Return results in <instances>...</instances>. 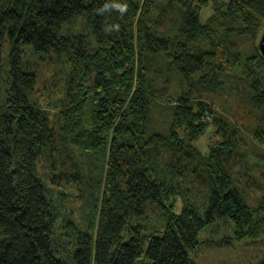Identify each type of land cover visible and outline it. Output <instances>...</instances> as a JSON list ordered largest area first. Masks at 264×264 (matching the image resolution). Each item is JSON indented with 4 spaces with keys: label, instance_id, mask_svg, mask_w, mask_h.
I'll use <instances>...</instances> for the list:
<instances>
[{
    "label": "trees",
    "instance_id": "16d2710c",
    "mask_svg": "<svg viewBox=\"0 0 264 264\" xmlns=\"http://www.w3.org/2000/svg\"><path fill=\"white\" fill-rule=\"evenodd\" d=\"M189 2L168 0V7L181 17L178 32L170 38L156 28L149 4L138 18L134 5H124L120 24L115 19L121 9L113 0L110 6L107 0H0V70L8 76L4 97L0 90V264H69L56 251L58 210L45 196L36 165L56 129L49 124V113L31 98L36 78L24 61L29 52L66 59L65 100L56 104L63 120L59 130L84 149L101 151L107 162L103 201L93 215L97 228L85 232L65 222L72 229L71 258L76 264H192L198 232L224 220L233 225L236 240L264 233V196L250 205L233 186L231 162L239 145L226 132V124L216 119L224 132L222 146L205 158L199 156L200 161L173 128L167 138L162 135L158 116H172L175 125L200 131L205 103L189 91L164 96L169 80L176 74L179 82L192 79L213 92L219 72L242 64L240 70L253 69L255 57L264 66L260 50L242 58L230 40L233 33H262L264 0H232L228 10L218 14L219 33L213 21L200 23ZM176 4L185 9H176ZM79 15L88 23L89 36L84 30L75 39L60 33L61 26ZM230 21L240 24H224ZM256 75L250 70L247 76L253 82L247 86L264 105V74ZM85 110L91 130H82ZM190 173L210 190L207 204L201 212L188 203L174 213L178 189L189 193L183 178ZM153 202L163 210L164 230L142 234V226H130L133 233L127 238L128 220Z\"/></svg>",
    "mask_w": 264,
    "mask_h": 264
},
{
    "label": "rangeland",
    "instance_id": "374dc122",
    "mask_svg": "<svg viewBox=\"0 0 264 264\" xmlns=\"http://www.w3.org/2000/svg\"><path fill=\"white\" fill-rule=\"evenodd\" d=\"M111 1L107 0L109 6ZM113 1L116 8L120 9L124 5H134L136 18L142 15L144 5L149 4L146 6L150 9L148 15H153L154 22L159 24L156 26L157 29L170 38L178 32L180 13L168 7V0ZM231 1L190 0L189 4L197 9L200 23L213 21L212 24L219 33L221 29L217 24L219 15L228 10ZM175 8L180 9L181 4L180 6L176 4ZM122 13L123 11L119 10V15L115 19L120 24L123 23ZM211 17L214 18L211 19ZM224 24L238 27L240 23L230 21ZM83 30L88 36L90 35L88 23L79 15L70 19L67 25L61 26L60 33L75 39L76 34L80 35ZM208 30L211 32L212 28ZM260 34L242 37L233 33L230 40L234 42L237 52H241L240 56L248 58L252 56V52L259 51ZM176 41L178 42L179 39ZM24 61L28 70L34 73L36 78L34 89L30 92L31 98L37 99L35 104L40 102V105L44 107H41L43 111L49 113V124L56 129L52 144L41 148L40 156L36 161L38 173L42 176L45 185V196L48 197L51 206L58 210L53 240L57 242L58 256L69 264H76L71 258L75 247L72 229L66 228L65 222H73L72 226L81 228L85 232H90L91 229L93 232V227L97 228L98 220L94 219L93 215L98 213L106 189V158H102L101 151L93 152L84 149L80 144L73 142L65 131L59 130L63 120L59 116L60 112L56 104L60 105L61 101L65 100L64 85L67 78L65 75L69 70L66 59L63 56L57 57L54 53L39 57L29 52ZM251 61L254 62L251 63L253 69L240 70L245 67L242 64L234 70L219 72L217 74L219 84L217 90L213 92L201 88L192 79L179 82L176 74L170 75L173 77L166 86L164 96L172 94L176 97L180 92L189 91L186 93H191V96L205 103L207 110L204 111L199 122L204 126L202 130L192 132L185 124L175 125L176 120L172 116L163 114L158 116L162 117V135L167 138L171 135L173 128L172 132L180 137L179 140L182 141L183 146L187 150L190 149L189 152L192 150L191 154L197 155L200 161H202L200 157L205 158L211 151L222 146L224 132L215 124L216 119L226 124V132L232 133V139L239 145L231 162L235 178L233 186L243 192L250 205H255L258 198L261 200L264 196V137L255 136L256 132L264 134V105L255 101L252 91L247 86L253 81L247 75L250 74V70L257 72V77L264 74V66L256 57ZM7 77V71L0 70V90L3 97L6 95ZM85 114L82 130H91L92 120L89 119L86 110ZM73 177H76V180ZM183 180L189 193L184 189H178L180 192L173 199V212L180 213L188 203L201 212L207 204L210 190L196 179L194 173H190ZM162 214L163 210L159 204L147 203L140 216L133 215L128 220L126 225L128 229L124 230V234L126 237L129 233L132 234L131 227L136 225L142 226L143 229L140 230L142 234L163 231L166 225H164ZM198 240V249L191 254L192 264H264V233L257 238L247 239L246 237L236 240L233 225L229 220L201 229L198 232Z\"/></svg>",
    "mask_w": 264,
    "mask_h": 264
},
{
    "label": "water",
    "instance_id": "95a60500",
    "mask_svg": "<svg viewBox=\"0 0 264 264\" xmlns=\"http://www.w3.org/2000/svg\"><path fill=\"white\" fill-rule=\"evenodd\" d=\"M258 46H259V50H260L262 57H264V26H263L262 33H261V38L258 42Z\"/></svg>",
    "mask_w": 264,
    "mask_h": 264
},
{
    "label": "clouds",
    "instance_id": "9594fccd",
    "mask_svg": "<svg viewBox=\"0 0 264 264\" xmlns=\"http://www.w3.org/2000/svg\"><path fill=\"white\" fill-rule=\"evenodd\" d=\"M124 10H126V6H124V7L121 8V11H124Z\"/></svg>",
    "mask_w": 264,
    "mask_h": 264
}]
</instances>
